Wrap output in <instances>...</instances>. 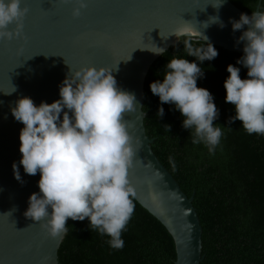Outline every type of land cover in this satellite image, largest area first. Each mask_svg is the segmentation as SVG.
Wrapping results in <instances>:
<instances>
[{"label":"water","instance_id":"obj_1","mask_svg":"<svg viewBox=\"0 0 264 264\" xmlns=\"http://www.w3.org/2000/svg\"><path fill=\"white\" fill-rule=\"evenodd\" d=\"M219 2L87 0V8L75 17V0H22L21 7L29 11L20 35L0 40V264H59L58 250L67 232L52 237L41 226L43 221L24 216L30 195L39 192L40 173L26 174L19 165L23 182L14 176L13 163L22 157L19 137L24 125L11 109L21 96L37 105L54 102L70 71L85 66L112 69L118 87L135 94L137 109L123 117L134 144L139 142L128 173L134 197L173 236L175 264H201L203 229L194 195L183 191L152 149L144 123V90L151 65L162 55L151 50L167 51L177 44L171 34L181 27L203 30L213 44L243 53V42L237 45L236 40L248 26L233 32L229 18L238 20L241 13L252 12L231 0L217 10ZM216 15L226 27L212 23L203 29V23Z\"/></svg>","mask_w":264,"mask_h":264},{"label":"clouds","instance_id":"obj_2","mask_svg":"<svg viewBox=\"0 0 264 264\" xmlns=\"http://www.w3.org/2000/svg\"><path fill=\"white\" fill-rule=\"evenodd\" d=\"M75 2L78 6L72 14L79 17L88 3ZM225 2L220 0L214 7L219 10ZM21 3L0 0V40L20 35L29 11ZM229 19L233 32L248 26L236 40L237 45L243 42V55L236 64L248 71L247 78H241L240 67L227 66L230 75L224 82L225 102L235 108L228 127L240 120L248 134L264 135V4L258 5L251 16L241 13L238 20ZM209 21L203 23V29L212 23L226 27L219 15ZM12 24L14 29L9 27ZM171 35L183 43L186 55L173 56L163 80L150 83L151 92L161 102L157 117L165 114L163 104L173 105L183 117L182 126L190 130L192 143H203L214 154L223 136L222 128L214 124L220 113L213 94L198 87L197 80L204 77L203 62L214 60L218 49L203 30L192 26L181 27ZM200 40L204 43L199 44ZM151 51L164 54L166 49L156 47ZM187 56L195 60L189 61ZM70 72L59 87V99L37 105L31 97L21 96L11 109L15 120L24 125L19 137L22 157L19 163H13L14 176L23 182L19 165L26 174L40 173L39 192L30 195L24 216L43 221L41 226L52 237L67 232L69 218H87L91 230L107 235L111 248L121 249L122 232L134 212L131 197L135 190L128 173L139 147L123 117L136 110L139 101L134 93L118 87L110 68L85 66ZM164 127L171 131V125Z\"/></svg>","mask_w":264,"mask_h":264},{"label":"trees","instance_id":"obj_3","mask_svg":"<svg viewBox=\"0 0 264 264\" xmlns=\"http://www.w3.org/2000/svg\"><path fill=\"white\" fill-rule=\"evenodd\" d=\"M231 1L245 12H252L260 0ZM214 46L219 55L203 62L204 77L197 80V86L213 94L219 109L214 124L222 128L223 136L215 153H209L203 143H192L190 130L182 126L183 117L173 105L163 104L165 114L157 117L161 102L151 92L150 83L163 80L173 56L186 55L182 42L171 46L149 69L143 105L146 132L153 139V151L183 191L194 195L193 204L203 229L201 264H264V135L248 134L240 120L228 127L235 108L225 102L224 82L230 75L227 66L240 67L241 78H247L248 70L236 64L243 53ZM166 124L171 125L170 132ZM131 199L134 212L122 232L123 248H111L109 237L91 230L87 218H69L58 250L59 264H175L176 247L169 230L134 196Z\"/></svg>","mask_w":264,"mask_h":264}]
</instances>
